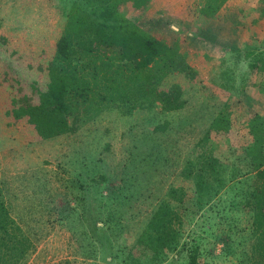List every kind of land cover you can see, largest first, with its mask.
I'll return each mask as SVG.
<instances>
[{
	"label": "rangeland",
	"instance_id": "1",
	"mask_svg": "<svg viewBox=\"0 0 264 264\" xmlns=\"http://www.w3.org/2000/svg\"><path fill=\"white\" fill-rule=\"evenodd\" d=\"M74 1L80 0H0V184L33 246L21 264H124L129 251L136 259V241L162 200L179 215L174 227L180 239L161 264H190L196 245L197 264L245 263L247 210L229 206L228 185L198 207L194 180L182 173L188 160H223L251 141L248 121L264 116V72L248 67L249 49L202 54V32L211 23L174 20L183 11L181 1L150 0L143 10L126 4L125 16L185 54L190 71L162 81L164 90L178 86L184 104L171 111L159 105L131 113L104 110L76 122L69 133L41 139L26 117L16 119L10 110L25 96L37 101L45 89L47 66ZM249 1L241 6L243 19L251 14ZM196 2L187 12L201 9ZM258 9L264 18L263 1ZM220 21L210 28L221 29ZM252 47L263 50L264 36ZM218 114L228 118L229 129L210 134L216 146L209 151L201 139ZM170 187L183 191L182 201L169 199ZM226 233L233 243L223 249L218 236Z\"/></svg>",
	"mask_w": 264,
	"mask_h": 264
},
{
	"label": "trees",
	"instance_id": "2",
	"mask_svg": "<svg viewBox=\"0 0 264 264\" xmlns=\"http://www.w3.org/2000/svg\"><path fill=\"white\" fill-rule=\"evenodd\" d=\"M149 2L74 1L47 66L45 89L38 90L37 101L25 96L11 108L10 114L16 119L26 117L37 136L48 139L71 132L76 122L95 119L104 110L131 113L156 105L162 111L181 108L184 101L180 99L178 86L164 90L162 81L170 73L190 71L185 54L178 44L168 45L144 31L122 10L126 4L143 10ZM222 3L223 0H206L200 12L212 17ZM245 57L250 69L264 72V49L258 52L249 49ZM228 129V118L218 114L201 139L202 145L213 151L216 145L210 134L219 135ZM248 130L251 141L233 148V155L223 160L218 156H211V160L199 157V162L195 158L188 160L182 174L194 180L196 195L200 197L198 207L228 185L225 192L231 194L229 206H240L249 214V225L243 229L247 231V241L245 237L246 261L242 264H264V116L253 115ZM219 165L225 168L223 173ZM167 195L169 199L182 201L183 191L170 187ZM178 216L169 201L162 200L136 241V259L130 257L134 253L129 251L123 263L166 261L180 239L179 229L174 227ZM28 237L10 213L0 184V264L23 263L33 247ZM218 239L223 242V249L233 243L230 233L226 237L219 235ZM198 251L197 245L190 250V264H197Z\"/></svg>",
	"mask_w": 264,
	"mask_h": 264
},
{
	"label": "crops",
	"instance_id": "3",
	"mask_svg": "<svg viewBox=\"0 0 264 264\" xmlns=\"http://www.w3.org/2000/svg\"><path fill=\"white\" fill-rule=\"evenodd\" d=\"M166 1H169L168 3L170 5H173L176 1L182 2V5L180 7H182L183 11L181 10L182 12L176 14L177 16L174 18V20H183V23L186 22V25L200 21H203V23H205L206 20H208V24L211 23V25L205 27L206 29L204 28L205 30L204 32H202L204 34L202 40L204 43H206V46H201V49H203L201 50L202 54H207L208 52L217 53L216 50L221 53H226L230 51H235L236 48H238L242 52L245 49H252V45L254 43H258V40L264 36V18L260 17V13L262 12L260 11V9H258L259 4L262 1L264 2V0H251V2L249 1L248 4L250 5L251 14L248 18L244 19L242 18L243 16L241 6H243L246 0H225L216 12V14L212 17L204 16L202 13H200V9L197 12H195V10H190L191 13L187 12L186 6L190 8L192 6H195V0ZM205 2L206 0H197L196 3H198V7L201 8ZM183 15H185V19L182 18ZM231 18L232 21H228ZM217 19L221 20L219 24L222 27L221 29L215 31L213 28L211 29L210 27H212V25L214 24L213 22H215ZM223 20H227L228 22L226 21L225 23V21ZM222 21L223 24L221 23ZM258 23H262L263 26L260 27ZM227 25H229L230 27H228ZM260 28L261 30L263 29L261 36H259ZM205 48L210 49H206L205 51Z\"/></svg>",
	"mask_w": 264,
	"mask_h": 264
}]
</instances>
